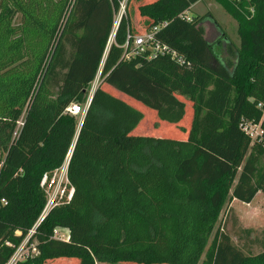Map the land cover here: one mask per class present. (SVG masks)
I'll list each match as a JSON object with an SVG mask.
<instances>
[{"label":"trees","instance_id":"16d2710c","mask_svg":"<svg viewBox=\"0 0 264 264\" xmlns=\"http://www.w3.org/2000/svg\"><path fill=\"white\" fill-rule=\"evenodd\" d=\"M132 1L0 0V264L34 227L39 254L21 264H264L224 229L210 241L227 199L264 194V143L240 127L263 116L264 0H218L239 43L211 12L181 17L200 0ZM137 11L183 62L123 57ZM98 75L81 121L68 108ZM147 110L174 130H143Z\"/></svg>","mask_w":264,"mask_h":264},{"label":"rangeland","instance_id":"374dc122","mask_svg":"<svg viewBox=\"0 0 264 264\" xmlns=\"http://www.w3.org/2000/svg\"><path fill=\"white\" fill-rule=\"evenodd\" d=\"M137 4L138 3L135 2V0H133L131 3V5L135 7ZM125 11H126V3H124L122 7L121 16L122 14H125ZM190 12L191 14H198V15H203L206 14L207 12H211L221 23V25L223 26L227 34L231 37V39L234 40L236 43H239L238 22L226 10L225 6L222 5L218 0H200L195 5L193 10H190ZM146 20L147 17L140 15V13H138L137 11V14H135L133 17L132 29L134 31V34H140L145 30H147ZM99 79H100V75H98L97 79L93 83V86L91 88V93L95 85L98 86ZM86 105L87 104H85L84 106L86 107ZM191 114H192V110L189 108L187 110V116L190 117ZM79 115H80L79 116L80 120L82 121L84 115L82 114ZM168 124L169 123L164 121L160 122L159 119L156 117V115H154L152 112L147 110L146 120L142 124V129L144 130L147 127H152L153 125H155L157 126L156 127L157 130H153L152 131L153 134L155 133L166 134L174 130L173 127ZM186 125L188 124L186 123ZM175 134L179 136H175L174 134H167L165 136H171L177 138H180V135L183 136V133H181L179 130H175ZM66 165L67 164L65 163L63 167L55 173L51 183L49 184V186L46 187L50 205H54L55 201L58 198L62 197V194L67 189L68 181L65 176ZM218 228L224 229L226 232H228L231 235L234 243L238 247L243 249L247 254L257 255L259 253L264 252V194L259 192L255 197V199L249 204L235 199L233 200H230V198L229 200L227 199L225 205L223 206V209L221 210L217 224L214 227L210 241L212 240L213 235ZM38 252L39 251H34L30 249L29 245H27L22 250V253L20 255H18L19 253L15 255L14 260L18 264H21L22 262L26 261L29 257L39 254ZM71 259L75 260L76 258H71ZM64 260L65 261L63 262H69L66 261L69 259H64ZM60 261L61 260H53L49 264H60ZM99 264H137V263L100 262Z\"/></svg>","mask_w":264,"mask_h":264},{"label":"built area","instance_id":"2783aa9c","mask_svg":"<svg viewBox=\"0 0 264 264\" xmlns=\"http://www.w3.org/2000/svg\"><path fill=\"white\" fill-rule=\"evenodd\" d=\"M229 1H231L235 4H245L246 3V4L250 5V10L252 12L254 11V5H253L254 0H229ZM181 17L183 19H186L187 21H192V19H193L192 14L190 13L189 10H187L183 14H181ZM163 25L164 24L155 25L152 28L147 29L140 34H132L129 32L128 37H127V41L124 44L123 57L126 60H131V59L138 57V56H145L148 59H152V58H155L157 56L169 55L171 58L178 59L179 62H183V60L181 58H179V54L176 50H174L169 44L163 43L161 40L157 39L156 33L160 30L161 26H163ZM96 87H97V85H95L94 89ZM94 89L92 90V92L94 91ZM91 97H92V93H91L90 98ZM90 98L88 100L86 107L82 108L80 105L74 103V104H71V106L68 108V111L73 113V114L85 115L86 110H87L89 103H90ZM258 107L260 109H262V111H263V116H262L261 120L259 122H255L253 120L243 119L241 121L240 127L242 128V130L244 132H246L251 137L253 142H255L256 140H259V141L264 143V128H263L264 104H259ZM22 125H23V122L20 121L19 127ZM66 164L67 165H66V169H65V176L67 179L68 161L66 162ZM57 171H59V170H57ZM55 173H54V175H55ZM54 175H53V177H54ZM46 179H47V177L44 178L43 183L46 181ZM67 181H68V179H67ZM63 194H62V196H63ZM72 194H73V189L70 190L69 198L72 196ZM3 202H5V200H3ZM55 203H56V201H55ZM54 205H50V202H48L46 209H45V212L43 214V217L46 215V213ZM35 232H36V227H34L30 231V233L26 237V239L21 243L20 246H18L13 257L9 261L10 264H18L14 260L15 255L17 253H19L18 255H20L22 253V250L27 245H29L30 249H32L34 251H38L36 241H31V237L33 236V234ZM54 237L56 239H59V240L69 241L70 240V230L67 228H56L54 231Z\"/></svg>","mask_w":264,"mask_h":264},{"label":"water","instance_id":"95a60500","mask_svg":"<svg viewBox=\"0 0 264 264\" xmlns=\"http://www.w3.org/2000/svg\"><path fill=\"white\" fill-rule=\"evenodd\" d=\"M121 18H122V16H121L120 19H119L118 25H119V23H120V21H121ZM70 157H71V156H70ZM69 162H70V158H69V160H68V166H69Z\"/></svg>","mask_w":264,"mask_h":264},{"label":"crops","instance_id":"0c3cea01","mask_svg":"<svg viewBox=\"0 0 264 264\" xmlns=\"http://www.w3.org/2000/svg\"><path fill=\"white\" fill-rule=\"evenodd\" d=\"M195 5H196V4H195ZM195 5L192 6L191 10H193V8L195 7ZM189 11H190V10H189ZM190 13H191V12H190ZM235 200H237V199H235Z\"/></svg>","mask_w":264,"mask_h":264}]
</instances>
